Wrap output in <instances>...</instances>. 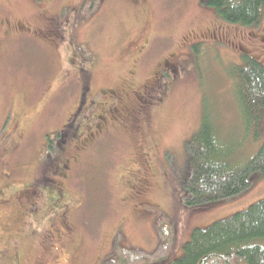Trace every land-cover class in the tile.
<instances>
[{
	"label": "rangeland",
	"instance_id": "374dc122",
	"mask_svg": "<svg viewBox=\"0 0 264 264\" xmlns=\"http://www.w3.org/2000/svg\"><path fill=\"white\" fill-rule=\"evenodd\" d=\"M245 56L264 65V16L243 28L202 0H0V264H103L119 235L153 253L162 215L176 227L174 261L194 230L264 199L256 175L234 200L185 204L187 143L205 109L234 170L264 149V113L247 125L237 99ZM101 89L130 101L127 124L103 128L90 155L71 136L98 128ZM141 162L143 197L128 186Z\"/></svg>",
	"mask_w": 264,
	"mask_h": 264
},
{
	"label": "trees",
	"instance_id": "16d2710c",
	"mask_svg": "<svg viewBox=\"0 0 264 264\" xmlns=\"http://www.w3.org/2000/svg\"><path fill=\"white\" fill-rule=\"evenodd\" d=\"M43 1V0H36ZM222 21L253 28L264 16V0H202ZM237 99L248 125L264 113V65L249 56L237 67ZM189 179L185 204L203 210L236 199L264 176V149L244 168L234 170L221 148L216 124L205 109L200 131L187 143ZM160 243L153 253L125 248L119 235L116 257L103 264H264V199L206 229H196L182 258L170 261L176 227L166 215L154 222Z\"/></svg>",
	"mask_w": 264,
	"mask_h": 264
},
{
	"label": "flooded vegetation",
	"instance_id": "af4514ba",
	"mask_svg": "<svg viewBox=\"0 0 264 264\" xmlns=\"http://www.w3.org/2000/svg\"><path fill=\"white\" fill-rule=\"evenodd\" d=\"M167 66H169L171 69L174 68V61L169 63ZM88 86H86V90H90L91 88H87ZM125 91V90H124ZM97 95L99 96H103L106 97L108 100L105 101V105L103 106V110H104V116L101 119V123L99 124L98 128H96L95 130H93L94 132L98 131L99 134H95L94 132L91 135H85V131L82 132L81 136H71L72 142L73 140H75V138H78L79 141L75 140L76 142H78V144L74 143L77 146H86V150L85 153H89L90 155H92L95 151V148L97 147V145L99 143H101V140L103 139V137H108L106 135L101 134L102 133V129L103 128H107V125L110 123H113L115 125V129H118V135L124 134V129H126V124H127V119L125 116V105H127V102L130 103V101H124V99L120 96V94L118 93L117 90L114 89H101ZM147 96L144 95V91L142 93L139 92H134L133 94V98L132 101L138 102V103H148L147 102ZM125 102V104H124ZM84 103H86L84 101ZM83 103V104H84ZM93 104V103H92ZM129 106V105H128ZM98 129V130H97ZM107 130V134L111 133V128L106 129ZM125 137V136H122ZM66 140V139H65ZM144 167H145V163H140L138 164V166L136 167L132 178H133V182L130 181V183L128 184V186H130L131 190H139L142 193V197L149 192L150 186H149V182H147L146 180H143L141 175L144 173ZM145 205L144 202H142L140 204V206Z\"/></svg>",
	"mask_w": 264,
	"mask_h": 264
}]
</instances>
